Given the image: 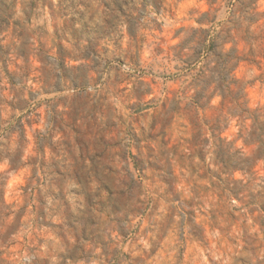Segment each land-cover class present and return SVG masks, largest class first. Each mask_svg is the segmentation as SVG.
Returning <instances> with one entry per match:
<instances>
[{
	"label": "clouds",
	"instance_id": "9594fccd",
	"mask_svg": "<svg viewBox=\"0 0 264 264\" xmlns=\"http://www.w3.org/2000/svg\"><path fill=\"white\" fill-rule=\"evenodd\" d=\"M0 264H264V0H0Z\"/></svg>",
	"mask_w": 264,
	"mask_h": 264
}]
</instances>
